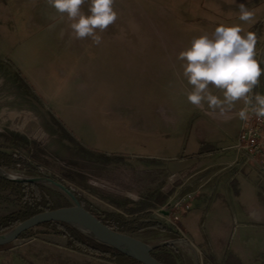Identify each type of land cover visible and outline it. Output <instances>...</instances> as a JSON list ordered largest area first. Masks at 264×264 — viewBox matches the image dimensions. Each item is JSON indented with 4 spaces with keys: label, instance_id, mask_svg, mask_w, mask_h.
Instances as JSON below:
<instances>
[{
    "label": "rangeland",
    "instance_id": "374dc122",
    "mask_svg": "<svg viewBox=\"0 0 264 264\" xmlns=\"http://www.w3.org/2000/svg\"><path fill=\"white\" fill-rule=\"evenodd\" d=\"M261 3L114 0L116 20L125 27L97 30L101 42L95 44L74 38L66 14L47 0H0V151L18 150L25 158L2 169L51 178L101 217L165 226L128 234L151 246H173L176 264H264V178L255 186L236 178L228 191L206 188L215 180L203 185V173L170 158L182 153L185 135L156 123L158 108L170 102L175 118L188 126L202 113L187 101L191 86L179 52L221 24H239L242 35L259 36ZM241 4L253 11V20L238 19ZM87 9L86 3L81 10ZM260 47L255 45L259 63ZM262 81L254 93L262 94ZM234 110L225 111L224 122L232 138L241 124ZM138 118L142 125L136 127ZM40 184L52 207L72 203L55 186ZM21 208L12 192H0V217ZM66 244V238L36 226L0 249V264H119Z\"/></svg>",
    "mask_w": 264,
    "mask_h": 264
},
{
    "label": "clouds",
    "instance_id": "9594fccd",
    "mask_svg": "<svg viewBox=\"0 0 264 264\" xmlns=\"http://www.w3.org/2000/svg\"><path fill=\"white\" fill-rule=\"evenodd\" d=\"M49 6L60 14H66L72 35L76 39L91 38L100 44L101 36L117 19L114 0H47ZM88 5L87 14L82 6ZM253 11L243 4L239 6L238 19L253 20ZM239 24L218 25L211 33H204L191 40L190 46L181 50L182 75L191 86L185 93L187 101L200 109L224 113L243 102L237 115L248 121L251 116L264 120V94L254 93L264 76V68L255 57L256 34L242 33ZM213 89L219 94H214Z\"/></svg>",
    "mask_w": 264,
    "mask_h": 264
},
{
    "label": "crops",
    "instance_id": "0c3cea01",
    "mask_svg": "<svg viewBox=\"0 0 264 264\" xmlns=\"http://www.w3.org/2000/svg\"><path fill=\"white\" fill-rule=\"evenodd\" d=\"M263 4L264 3H261L259 5L262 6ZM261 23L263 27L264 15L261 17ZM110 26L114 29L124 28L125 22L123 24V21L116 20ZM256 44L262 48V62L260 61V63L263 64L262 68H264V30L257 36ZM257 51H259V49ZM262 78L263 86L260 89L261 93L264 94V76H262ZM241 107H243V102L237 101L234 108L238 110H234L233 113L237 114ZM203 110L202 113L196 116L194 115L191 126H188L189 124H184V121L179 122L175 118L173 102H170L165 108H158L157 113L159 122H156L157 125L160 124L161 128L169 132H177L178 134H183V136L185 135V145L182 153L170 158L176 159L177 165H185L190 168L193 166L195 174L203 173V185L210 180L213 182L214 179V184L209 183L206 185V188L208 186H214L215 189L220 191H228L231 181H234L236 178H238V182L242 181V185L254 183V181H257V178L263 180L264 174L260 173L255 167H225L234 157L233 150L228 149V147L234 142L237 135L235 138H232L227 133L224 122L229 118L226 112L221 113L220 111L207 110L206 108ZM216 115L221 117V121L216 122L209 117ZM136 121V127L142 125L141 119L138 118ZM186 126H188V128L190 127V130L186 132V129H184L182 133V128ZM187 135L188 137L186 138ZM239 190L240 189L236 188V192Z\"/></svg>",
    "mask_w": 264,
    "mask_h": 264
},
{
    "label": "trees",
    "instance_id": "16d2710c",
    "mask_svg": "<svg viewBox=\"0 0 264 264\" xmlns=\"http://www.w3.org/2000/svg\"><path fill=\"white\" fill-rule=\"evenodd\" d=\"M25 163V162H24ZM17 164L20 165V160L15 159L11 153L0 151V167L10 170L15 167ZM25 166V164H24ZM44 185L40 183L34 182H17L5 179L0 176V192L2 191H10L12 192L16 198L22 203V208L10 214H7L3 217H0V233H4L20 222L28 219L29 217L44 212L55 209L52 207L48 200H46L44 196ZM77 200L81 204L83 208L93 213L97 216L104 224H106L109 228L119 231L122 233H134L137 230H141L143 228H156L164 230L165 226L160 225L158 223L153 222H145L139 225H136L133 222H127L122 216H99L93 209H91L88 205H86L82 200L77 197ZM71 205V203H70ZM67 205V206H70ZM38 226H43L47 229L53 231L57 235H60L67 239L66 246L74 251L90 253L92 255L97 256H105L109 258H117L119 264H141L137 260L126 256L120 251L110 247L108 245L99 243L94 239L87 237L80 231H78L73 226L67 223H58V222H45ZM23 232L19 237H23L26 232ZM18 237V238H19ZM6 245L0 246V249L6 247ZM151 254L158 261L164 264H176L175 254L176 251L173 249V246H162L155 247Z\"/></svg>",
    "mask_w": 264,
    "mask_h": 264
},
{
    "label": "water",
    "instance_id": "95a60500",
    "mask_svg": "<svg viewBox=\"0 0 264 264\" xmlns=\"http://www.w3.org/2000/svg\"><path fill=\"white\" fill-rule=\"evenodd\" d=\"M0 176L17 182L25 181L50 184L65 192L72 200L70 206L58 207L53 210L35 214L20 222L10 230L0 233V246L17 240L18 237L26 230L36 227L42 223L53 221L58 223H67L87 237H90L99 243L113 247L126 256L137 260L141 264H164L158 261L151 254V251L157 246H151L131 234L122 233L109 228L97 216L83 208L76 196L63 184L45 176L19 177L14 174L7 173L1 167ZM163 244H172V242L168 241Z\"/></svg>",
    "mask_w": 264,
    "mask_h": 264
},
{
    "label": "built area",
    "instance_id": "2783aa9c",
    "mask_svg": "<svg viewBox=\"0 0 264 264\" xmlns=\"http://www.w3.org/2000/svg\"><path fill=\"white\" fill-rule=\"evenodd\" d=\"M233 150L232 161L225 165L231 167H255L264 173V120L251 116L248 121H242L234 142L228 147ZM11 155L17 160H25L18 150Z\"/></svg>",
    "mask_w": 264,
    "mask_h": 264
},
{
    "label": "bare ground",
    "instance_id": "6f19581e",
    "mask_svg": "<svg viewBox=\"0 0 264 264\" xmlns=\"http://www.w3.org/2000/svg\"><path fill=\"white\" fill-rule=\"evenodd\" d=\"M7 173H9V172H7ZM10 174H12V173H10ZM176 243H179V245L180 244H185L186 242H185V240H183V239H178V240H176L175 241ZM189 246V245H188Z\"/></svg>",
    "mask_w": 264,
    "mask_h": 264
}]
</instances>
